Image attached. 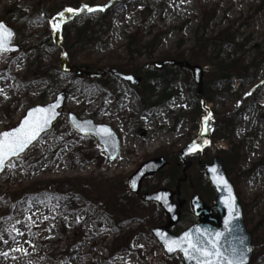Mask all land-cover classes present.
Segmentation results:
<instances>
[{"label":"rangeland","instance_id":"rangeland-1","mask_svg":"<svg viewBox=\"0 0 264 264\" xmlns=\"http://www.w3.org/2000/svg\"><path fill=\"white\" fill-rule=\"evenodd\" d=\"M71 1L107 10L72 17L58 46L53 20ZM205 11L216 17L205 22ZM0 22L17 32L14 45L21 47L0 52V133L16 127L28 109L68 94L63 118L0 179V264H183L180 254L168 258L151 233L166 225L165 212L131 194L127 181L142 164L162 157L169 166L146 178L143 192L175 191L185 168L180 152L206 115L214 141L203 163L224 159L253 234L251 264H264V0H0ZM85 25L91 40L77 49L76 31ZM198 34L219 44L199 50ZM183 52L204 71L201 95L191 72L151 67ZM64 54L73 67L136 73L142 84L110 74L93 83L74 78L61 71ZM230 63H236L232 87L218 73ZM70 112L113 128L122 140L118 159L111 162L94 137L75 132ZM185 175L187 220L172 230L176 235L196 223L194 194L207 204L216 196L199 156ZM32 185L36 192L20 197Z\"/></svg>","mask_w":264,"mask_h":264},{"label":"water","instance_id":"water-1","mask_svg":"<svg viewBox=\"0 0 264 264\" xmlns=\"http://www.w3.org/2000/svg\"><path fill=\"white\" fill-rule=\"evenodd\" d=\"M57 21V20H56ZM55 21V22H56ZM4 24L5 23H0ZM14 35L11 38V43L7 45L9 50L0 52L4 53H17L21 51L20 47L13 46V41L16 38V32L8 27ZM62 30L61 22L57 24V31ZM62 70L65 73L72 72L70 64L67 59L63 58L61 60ZM155 68L162 70L166 66H177L179 68H187L193 72V76L197 85L201 86L203 84L204 71L199 66H193L188 62H178L174 60H168L163 63H156ZM88 76L98 79L105 76L103 72L89 73L85 72ZM111 73L119 78L120 80L131 83L132 85L138 86L141 84V78H137L132 74H125L117 69H112ZM78 75L82 72H78ZM67 101V93L65 91L60 92L56 99L49 104L43 106H35L27 110L25 116L21 119L19 125L11 130L4 131L0 133L2 136L5 132H11L15 129L21 127L26 119L29 117L39 118L40 113L36 112V109H48L55 105L54 111L57 115L50 121L48 126L40 133L37 140L33 141L31 145L19 156H12L7 158L3 165H0V177L7 170V166L10 162L15 159L20 158L29 149H31L44 135L49 133L55 123L63 116V109L65 108ZM69 123L72 128L83 136H93L96 139V143L102 148L103 152L109 157L111 162H114L120 155L121 152V139L119 135L110 126L104 124H97L92 119L82 120L76 114L69 113ZM209 120L207 118L202 119V125L197 137L191 141V143L182 151V158L184 162L191 163L188 159L191 156L200 154L201 159L207 149L212 147L213 133L212 129L209 128ZM101 129H110L112 135H105L101 132ZM167 165L165 159H155L143 164L140 169L128 180L129 191L133 194L141 193V185L146 177L154 176L162 171ZM201 169L205 172L208 180L210 181L212 187L215 189L217 197L215 205L210 207L204 204L199 195H195L191 201V206L196 218L199 222L190 228L183 231L181 234L175 236L171 233L170 229L181 222L182 210L184 208L185 202H180L179 204H174L172 198L177 194L180 200V191L177 189V193H173L168 190H160L153 194H144L142 199L148 203H157L165 211L168 216V224L162 228H154L151 230L153 236L162 245L164 251L169 258L175 257L178 253L181 254L183 264H197L195 260H189L185 256L183 250L177 248L174 251H169L167 246V241L177 240L181 241L185 238V234L191 233V239L193 242L200 240L202 242L211 244L214 243L217 248H220L224 252L225 256L229 259L235 257L236 259L243 258L244 264H250L253 259V237L252 234L248 232L245 222L243 208L240 203L239 196L237 194L234 184L230 180V176L225 167L223 158L216 156L212 161L208 163L200 164ZM224 181H227L225 186ZM229 202L234 205V209L229 208ZM230 221V222H229ZM186 246V245H185Z\"/></svg>","mask_w":264,"mask_h":264},{"label":"snow or ice","instance_id":"snow-or-ice-1","mask_svg":"<svg viewBox=\"0 0 264 264\" xmlns=\"http://www.w3.org/2000/svg\"><path fill=\"white\" fill-rule=\"evenodd\" d=\"M87 10L88 12L101 11L104 9L101 8H92L88 5L83 6L80 9H72L69 8L68 12H83ZM63 17V13L60 14ZM60 23L57 20L53 24V28L55 29L57 24ZM14 33L6 27L4 24H0V50L7 51V45L11 43V38ZM56 106L53 105L48 109H36V112H39L41 115L37 119L35 117H29L23 123V125L14 131L5 132L0 136V165H3L7 158L12 156H19L22 152L25 151L33 143V141L37 140L40 133L45 129L46 126L50 123V121L57 115L54 111ZM105 135H112L110 129H101ZM2 170V168H0ZM225 186L227 185V181H224ZM229 191H230V186ZM229 208L234 209V205L229 202ZM230 222V221H229ZM192 234H185V238L181 241L177 240H169L167 241V246L169 251H174L177 248L183 250L185 256L189 258V260H195L197 264H244L243 258L236 259L233 257L229 259L225 256L224 252L217 248L214 243L211 244V247L208 243L202 242L200 240H196L195 242L191 239ZM186 245V246H185Z\"/></svg>","mask_w":264,"mask_h":264},{"label":"trees","instance_id":"trees-1","mask_svg":"<svg viewBox=\"0 0 264 264\" xmlns=\"http://www.w3.org/2000/svg\"><path fill=\"white\" fill-rule=\"evenodd\" d=\"M79 3L80 2H78V1H75V2L74 1H71L69 5H70V7L81 8L82 7V4H79ZM115 8H118V7H114L113 9H115ZM203 17H205V22H207V20H209V22H210V21H212L216 17V11H205L203 13ZM105 19H107V15L103 16V21ZM90 33H91V31L89 29V25H85V27H83L81 29H78L76 31V37H75L76 45H75V47L77 49L84 48L90 42L89 41V39L91 40V37L89 36ZM197 37H199L198 42H197V46H198V49L199 50H207V48L209 46L212 47V46H217L219 44L217 37L206 38L205 36L204 37H200L199 34L197 35ZM186 55H187V53L186 52H183L182 55H180L178 58H168V59L184 60V58L186 57ZM165 60H167V59H165ZM131 66H132L131 67V71H134L133 70V65H131ZM151 67L153 68V65H151ZM168 68H170V69H176L177 70V68H171V67H168ZM234 69H236V63H230L226 67L225 66H220L218 68L219 78L224 83H228L229 84V87H232L233 84H234V77L233 76H234V73H236V71ZM155 71L152 72L151 74L147 75V79L152 74L154 76H156L157 75V72H155ZM255 93H256V91H255ZM255 93L252 95V98L254 97V100H256ZM198 94L201 95L202 92L201 93L198 92ZM227 123H228L227 124L228 127L231 128V126H233L231 120H228L227 119ZM179 176L183 177L182 173L179 174ZM77 190L79 191L80 194L82 193L83 195L84 194H87L89 192V188L88 187H86V188L85 187H83V188L77 187ZM208 190H209L210 194L214 193L213 189L211 188V186L209 184H208ZM42 191H43V189L40 192H42ZM34 192H36L35 186H33V185L32 186H28L26 188H23V191L20 194V197H25V196L33 195ZM185 220H187V214L186 213L183 215V221H185Z\"/></svg>","mask_w":264,"mask_h":264},{"label":"flooded vegetation","instance_id":"flooded-vegetation-1","mask_svg":"<svg viewBox=\"0 0 264 264\" xmlns=\"http://www.w3.org/2000/svg\"><path fill=\"white\" fill-rule=\"evenodd\" d=\"M173 200H174L175 202H177V197L175 196V197L173 198Z\"/></svg>","mask_w":264,"mask_h":264}]
</instances>
